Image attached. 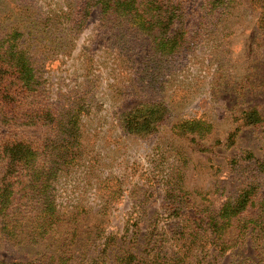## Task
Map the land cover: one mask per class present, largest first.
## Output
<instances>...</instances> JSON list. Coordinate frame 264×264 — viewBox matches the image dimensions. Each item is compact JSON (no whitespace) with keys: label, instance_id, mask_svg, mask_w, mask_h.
<instances>
[{"label":"rangeland","instance_id":"1","mask_svg":"<svg viewBox=\"0 0 264 264\" xmlns=\"http://www.w3.org/2000/svg\"><path fill=\"white\" fill-rule=\"evenodd\" d=\"M148 1L162 21L150 35L91 0H0L1 63L28 49L40 100L55 115L84 108L82 156L53 186L61 221L45 233L46 141L29 106L8 104L13 88L33 102L6 68L0 264H264V120L239 119L264 117V0ZM152 104L156 130L131 132L125 114ZM245 190L254 199L219 239V215Z\"/></svg>","mask_w":264,"mask_h":264},{"label":"trees","instance_id":"2","mask_svg":"<svg viewBox=\"0 0 264 264\" xmlns=\"http://www.w3.org/2000/svg\"><path fill=\"white\" fill-rule=\"evenodd\" d=\"M170 1L173 2V0ZM149 2L150 1H148L146 6H143L139 3V0H91L90 6H99L105 13L116 12L119 16L124 17V19L133 21L141 32L150 35L153 34L157 24H162V21L159 19H153V16L157 14L158 5L156 4V1L154 2L155 5H149ZM21 35L22 33L17 31L13 34L11 40H17ZM0 42L2 41L0 40ZM177 45L178 43L176 42L175 37H173L172 46L164 45L162 48L164 50L174 51ZM1 46L3 47V45ZM15 47L17 46L15 45L10 50L12 59L9 61L8 65H5L4 62L1 63V60L3 61L5 56L2 54V49L0 47V95L3 97L2 93L6 91V86H8L3 77L7 68L11 71V78L14 79V81L16 80L20 82L18 84L20 85V88L21 86L24 87L23 92L28 93V96L32 99V105L30 101L27 100L21 102L17 101L16 98L18 97L16 96L18 94L14 93L17 92L18 88H13V91L6 92L8 94L7 97H10L8 99L9 105L12 102V106H18L22 103L25 106H29L27 110V114L29 115V126L31 128L42 130V136H44V141H46L43 147V156L41 157L42 165L40 166V171L38 173L42 178H40L38 182L42 186L41 191L45 194L46 199L45 201L44 198H39L42 203V206H39L42 215L41 218L44 220L45 227L51 226L49 225V222L52 223L51 228L47 229L46 227L44 229V232L48 233L53 230V225H56L61 221L60 215L56 213V203H54V200L52 199V189L55 188L53 186L65 171H69L72 166L77 164L82 156L81 116L82 112H84V108L79 106L78 109L73 108L70 110L68 114L59 113L58 115H55V110L52 109V106L47 104V102L40 100V96L37 94L43 87L44 82H46V78L44 79V77L38 75L34 61H32L30 56L31 52L28 49H20L17 53L15 52ZM7 50L8 49H6L5 52ZM17 57H19L18 60ZM154 105L155 104L148 106L143 105L134 108L130 113L127 112L125 114L124 121L128 124V128L131 132L141 134L142 131L148 133L156 130L157 123L155 124L154 120L157 118L156 115L158 111H156V109L154 110ZM243 114L244 117H239V119L243 121L242 124L247 122L250 125H257L264 120L263 115L260 114L255 107ZM159 119L160 118H157V121ZM202 124L203 123L200 121H193L181 123L179 127L182 130L193 131L198 129ZM239 129V127L236 129L237 134ZM237 134L235 135L236 138ZM35 140L36 139H30L29 141V156L31 164H36L38 161L36 160L37 154L32 150V144ZM227 144L232 146L234 145V141L232 143L227 142ZM39 147H41V145ZM34 168L31 167V169ZM1 192L4 195H9V190L6 188H2ZM252 192V190H245L240 194L235 203L228 205L229 207H225V210L219 215L220 218H223V223L221 226L216 224V229L217 231L224 229L223 233L218 235L219 239L226 233L225 230H228L231 227L232 220L241 217L240 215L248 209L249 204L254 199ZM221 248L225 247L222 246Z\"/></svg>","mask_w":264,"mask_h":264}]
</instances>
